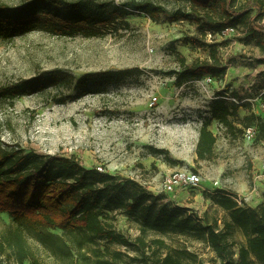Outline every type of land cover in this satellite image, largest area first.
<instances>
[{"label":"rangeland","instance_id":"374dc122","mask_svg":"<svg viewBox=\"0 0 264 264\" xmlns=\"http://www.w3.org/2000/svg\"><path fill=\"white\" fill-rule=\"evenodd\" d=\"M67 1H88L111 14L116 6L124 8L132 2L146 0ZM150 1L169 10L182 6L175 0ZM27 2L29 0H0V5L19 7ZM126 22L105 27L96 37L55 34L39 28L1 36L0 89L55 70L71 75L75 82L69 90L50 89L46 93L14 99L8 95L0 97V139L4 145L26 152L72 158L85 168L102 166L121 180L138 173L140 182L148 190L155 187V183L160 185L166 175L188 168L203 178L198 189L178 194H166L160 188L149 191L162 196L161 204L167 203L199 217L206 212L214 216L217 211L211 194L206 196L207 191L203 189L210 188L219 173L227 172L230 156L198 160L200 121L210 116L212 97L221 93L239 105V119L234 120L233 129L224 125L225 129L221 130L222 123L213 122L218 130V147L221 151L226 147L242 153L234 170H246L250 180H257L264 173V141L257 140L258 130L253 126L249 129L254 131V142L247 143L245 131L249 129L240 124L250 112L264 119V112L255 101L264 92V54L254 43L241 39L242 30L203 36L194 23L157 24L140 13L132 14ZM195 37L214 46L220 60L228 67L223 79H214L206 86L209 93L198 81L180 86L170 74L180 68L177 53L188 63L210 58V47H200L191 40ZM131 69L140 72L117 84L93 85L85 93L76 86L87 74ZM148 147L164 150L165 154L158 158L148 155ZM259 186L254 202L263 197L264 184ZM217 217L223 226V212ZM10 223L8 214H0V232ZM115 224L131 240L141 236L140 222L134 217L120 214ZM143 238L148 256L159 248L152 242L163 240L162 252L188 251L198 262L221 264L200 233L150 231ZM230 240L235 243L236 252L247 243L240 229L234 230ZM31 245L44 264H61L35 240H31ZM110 246L112 251L121 252V264H143L141 251L136 247L118 243ZM254 260L253 264H261ZM0 264L10 263L1 258Z\"/></svg>","mask_w":264,"mask_h":264},{"label":"trees","instance_id":"16d2710c","mask_svg":"<svg viewBox=\"0 0 264 264\" xmlns=\"http://www.w3.org/2000/svg\"><path fill=\"white\" fill-rule=\"evenodd\" d=\"M182 6L169 10L146 0L132 2L124 8L116 6L111 14L94 7L88 1L29 0L19 7L0 5V37L24 33L34 28L69 35L96 37L103 29L126 23L134 13L145 14L154 23L190 22L198 25L203 36L221 35L229 29L242 30L244 42H252L264 54V0H175ZM200 47H210L206 60L188 63L180 53L179 70L170 73L182 86L188 82L211 77L223 79L228 67L222 63L218 50L202 38H192ZM264 63V59L262 60ZM138 69L104 72L83 76L77 87L83 93L93 85L109 86L139 73ZM75 78L55 70L18 84L0 89V97L12 99L46 93L50 89L69 90ZM210 106V116L202 121L196 154L200 161L214 157L217 137L210 129L214 121L228 129L239 119V105L219 94ZM264 97V96H263ZM245 128L255 126L257 140L264 141V119L254 112L240 122ZM148 155L162 157L164 150L148 147ZM209 196V195H206ZM237 196L218 190L210 199L214 216L206 212L199 217L167 203L140 182L118 179L97 168H85L72 158L47 156L35 151L4 145L0 139V214H8L11 223L0 232V259L10 264H44L33 250L31 240L48 250L61 264H121V252L112 251L111 243L136 247L143 264H204L186 252H162L165 242L154 240L158 251L148 256L143 236L150 231L200 233L221 264H264V202L256 207L236 201ZM264 198V194H263ZM223 212L222 224L217 214ZM134 217L140 222L136 240H131L116 227L118 215ZM240 229L247 238L238 252L230 240ZM53 231H61L60 234ZM254 258V259H253Z\"/></svg>","mask_w":264,"mask_h":264},{"label":"crops","instance_id":"0c3cea01","mask_svg":"<svg viewBox=\"0 0 264 264\" xmlns=\"http://www.w3.org/2000/svg\"><path fill=\"white\" fill-rule=\"evenodd\" d=\"M210 129L214 133V135L217 137V143L215 146L214 150V157L213 159L216 158V156L220 157L222 155H226L225 157L228 158L230 156V159H228L229 163V168L225 174L219 173V177L215 178V180L212 182L210 188L203 189L207 191L206 195H215L216 191L222 190V191H227L230 192L236 196H240L244 199H246V202L249 206L256 207L264 202V198L262 195L259 197V203L254 202L255 198H257L258 195H255L257 193V188H260V184H264V179L262 180H250L251 176L249 174H246V170H234L239 162L238 156H240L242 153L237 152L234 149L229 150L228 148L225 147V151H221L220 148L218 147V130L214 125H211ZM219 150V152H218ZM237 160V161H236ZM264 165V164H263ZM148 169V168H146ZM251 174V173H250ZM167 176V175H166ZM152 180H155V178H152ZM252 181V182H251ZM215 182H218V185H215ZM152 183V182H150ZM154 185V184H153ZM155 187H149L150 191H154L155 188H159L160 185L158 183H155ZM178 194V193H177ZM264 194V193H263ZM198 197V196H197ZM257 201V199H256ZM250 202H252L250 204ZM254 202V204H253ZM178 205H180L178 203Z\"/></svg>","mask_w":264,"mask_h":264},{"label":"built area","instance_id":"2783aa9c","mask_svg":"<svg viewBox=\"0 0 264 264\" xmlns=\"http://www.w3.org/2000/svg\"><path fill=\"white\" fill-rule=\"evenodd\" d=\"M229 31H234L233 29H229ZM214 81L211 77H206L198 82L203 85V89L209 93L207 85L209 86L210 83ZM264 92L258 96L255 101L258 103V107L264 112V101L263 97ZM219 97H212L213 100L218 99ZM230 99V98H229ZM236 101L235 99H233ZM202 121H200V125L202 126ZM221 130L225 129L223 124L219 125ZM254 131L253 129H249L245 131V140L247 143L254 142ZM97 170L101 173H109L105 170L102 166H97ZM111 174V173H110ZM129 179L136 180L140 182V175L138 173L133 174L132 177L130 176ZM264 179V173L257 178V180ZM141 183V182H140ZM142 184V183H141ZM203 184V178L199 173L193 172L188 168H184L178 171L173 172L170 175H167L162 183L160 184L159 188L161 192L166 194H177L178 192L185 191V190H196L201 187ZM143 185V184H142ZM215 185H218V182H215ZM236 201L240 205L247 204L246 199L237 196Z\"/></svg>","mask_w":264,"mask_h":264}]
</instances>
